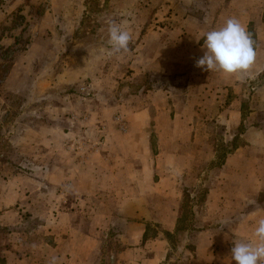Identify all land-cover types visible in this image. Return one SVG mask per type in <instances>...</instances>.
I'll return each instance as SVG.
<instances>
[{"label": "crops", "instance_id": "crops-1", "mask_svg": "<svg viewBox=\"0 0 264 264\" xmlns=\"http://www.w3.org/2000/svg\"><path fill=\"white\" fill-rule=\"evenodd\" d=\"M129 1V8H136L138 0ZM183 1L189 7L193 4V12L183 9L176 33L157 42L161 51L147 57L142 68L143 72L158 79L156 89L161 90L159 93L163 97H173L174 91L180 89L188 98L181 109L174 105L175 109L182 110L181 113L164 124L180 131L172 138L179 143L178 148L155 147V138L169 142L171 136L147 132L150 127L158 128L160 122L156 118L152 120L153 107L143 102L128 115L127 125L134 133L122 135L113 131V136H105L104 141L96 136L92 143L100 145H93L80 164L70 166L65 161L62 162L65 166L55 164L47 169L48 203L43 201L46 183L42 181V169L27 176L8 160L0 161V227L18 225L20 209L39 217L53 237L52 250L58 264H104L102 256L106 257L107 231L113 229L117 231L113 242L117 248L107 254L105 264H178L181 258H184L183 264H236L231 259L234 242L252 241L257 221L264 218V122L251 121L264 110V105L254 100L253 106L246 107L243 100L246 93L250 95V81L264 72V1L258 3L256 10H252L255 4L252 0H219L216 4L201 0L204 3L200 5L201 1L197 0ZM14 2L10 0V5H0V21L13 9ZM25 7L19 8L23 15L28 14ZM48 14H56V11L45 9L37 22L38 28ZM232 17L246 27L254 41L256 58L252 69L236 76L203 71L196 66V61L204 54L205 33L218 30ZM3 32L0 46H15L13 30ZM17 63L14 61L13 65ZM172 63H177L182 71L179 69V75L170 80L169 64ZM253 90L254 97L264 94V89L259 87ZM3 91L0 90L1 95ZM35 93L34 88L30 90V94ZM204 110L213 112L208 120L212 129L218 125L225 128L222 143L226 144L220 148L216 146L207 158L217 171L216 182L207 186L200 184L202 172H196L193 167L194 161L202 158L200 149L191 152L186 145L191 144V148L192 144L207 140L201 133L190 137L187 132L189 128L204 126L205 121L197 114ZM217 133H214V142L218 139ZM69 139H73L71 133L61 142ZM49 140L58 142V132ZM107 142L111 143V149L106 156L102 149ZM65 155L71 156L70 152ZM218 158L220 162L216 165ZM102 160L107 164L103 165ZM188 178L194 181L193 186L185 181ZM201 185L209 192L205 203L207 214L201 223L185 231L191 232L190 246H182L178 256L172 239L181 238L184 232L179 231L181 211L187 203L184 197ZM73 200L82 203L81 212L74 207Z\"/></svg>", "mask_w": 264, "mask_h": 264}, {"label": "rangeland", "instance_id": "rangeland-1", "mask_svg": "<svg viewBox=\"0 0 264 264\" xmlns=\"http://www.w3.org/2000/svg\"><path fill=\"white\" fill-rule=\"evenodd\" d=\"M9 1L0 0V5H10ZM116 1L15 0L16 4L12 6L10 13L3 15L5 21H0V35L3 31L13 30L12 36L16 37L17 41L13 47L0 46V90H4V94H0V161L8 160L15 169L27 176L42 169V181L46 183V195L43 199L45 203L50 201L47 191L49 184L46 181L49 175L47 169L55 164L65 166L62 163L65 161L70 166L80 164L82 157L92 150L93 145H100L98 142L92 143L96 136L100 141H104L105 136L111 137L114 132L122 135L134 133L127 125L128 115L143 102L153 107L150 115L152 120L156 118L160 122L158 128L150 127L147 132L171 136L169 142H165L161 137L155 138V147L162 149L171 145L178 148L179 143L173 142L172 138H176L180 131L165 127L164 124L181 113L182 110L179 109L188 98L180 89L174 91L173 97H163L159 93L161 90L156 89L158 84L155 81L158 79L153 74L143 72L142 68L148 60L147 57L161 51L157 42L167 38L169 34L176 33V24L183 17V9L187 10V13L193 12V4L189 7L184 5L183 0H138L136 8L131 10L129 0ZM199 1L201 0H197ZM204 1L208 4L219 2ZM252 1L255 2L252 4V10H256L258 3L264 0ZM201 3L204 2L201 1L199 5ZM24 6L28 14L23 15L19 8ZM49 8L54 9L56 14H48L38 28L37 22H40L45 9ZM112 20L132 35L127 53L110 54L107 28L108 21ZM50 27L52 29H49ZM169 30L172 32L166 33ZM14 61L18 63L13 65ZM179 69L181 70L177 63L169 64L170 80L179 75ZM257 87L264 89V72L256 80L250 81V95L245 92L246 96L243 97L246 107L253 106L254 100H257L259 105H264V94L255 97L253 95V89ZM33 88L36 93L30 94ZM120 103L123 106H119ZM175 104L180 108L175 109ZM254 105L257 106V103ZM197 114L206 125L189 128L187 132L190 137L201 133L207 140L202 139V143L199 141L192 144L191 148V144L186 145L191 152L200 149L202 158L196 159L193 167L196 172H202L200 184L207 186L210 182H216L217 174L207 158L216 146L220 148L226 145L222 143L225 128L218 125L212 129L208 120L213 117V112L204 110ZM253 120L254 123L256 120L264 122V110L254 119L251 118L252 122ZM216 131L219 136L214 142ZM57 132L58 142H50V136ZM67 133H71L73 139L62 143L61 140ZM86 140H90L92 144H87ZM67 142L69 143L66 144ZM110 149L111 143L107 142L102 152L107 156ZM66 152H70V158L65 155ZM8 156L12 158L8 159ZM102 161L103 165L107 164V161ZM219 162L218 158L216 165ZM79 176L81 177V173ZM185 181L190 186L195 184L190 178ZM198 189L188 192L187 197H184L185 202L193 203H184L181 211L182 223L179 226V231L184 232L181 238L172 239L175 249L173 250L178 256L182 246H190L188 241L191 232L185 231L201 223L207 214L205 203L208 188L201 185ZM69 200L66 202L69 203ZM73 203L77 211L81 212L82 203L75 200ZM20 214L18 225L0 227V264H35V261L51 264L52 259L57 257L52 250L53 237L49 234L47 224L28 211L21 212L20 209ZM116 232L114 229L107 231L106 257L110 251L117 248L113 245ZM104 255L102 263L105 264ZM175 259L173 257V260ZM181 259L178 264H183L184 258Z\"/></svg>", "mask_w": 264, "mask_h": 264}, {"label": "clouds", "instance_id": "clouds-1", "mask_svg": "<svg viewBox=\"0 0 264 264\" xmlns=\"http://www.w3.org/2000/svg\"><path fill=\"white\" fill-rule=\"evenodd\" d=\"M107 31L110 54L127 53L131 33L114 20L108 21ZM202 48L204 54L196 61V66L203 71H216L226 76L248 73L256 58L250 33L235 17L227 19L218 30L205 33ZM253 237L252 241L234 242L231 259L236 264H264V218L257 221ZM51 264H56L55 257Z\"/></svg>", "mask_w": 264, "mask_h": 264}]
</instances>
